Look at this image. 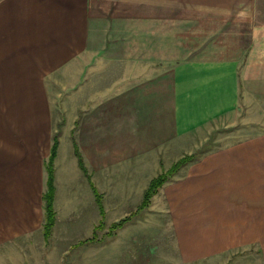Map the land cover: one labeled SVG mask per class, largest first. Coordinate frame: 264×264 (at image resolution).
Wrapping results in <instances>:
<instances>
[{
	"label": "crops",
	"instance_id": "obj_1",
	"mask_svg": "<svg viewBox=\"0 0 264 264\" xmlns=\"http://www.w3.org/2000/svg\"><path fill=\"white\" fill-rule=\"evenodd\" d=\"M245 104H264V0H0V135L28 136L32 165L21 182L0 179V264H62L91 236L96 204L75 147L104 199L133 210L154 176ZM58 119L45 240L29 218L42 211ZM182 177L161 191L177 255L165 263L264 264V132L196 157ZM129 244L105 243V264H129L135 247L144 264L145 242Z\"/></svg>",
	"mask_w": 264,
	"mask_h": 264
},
{
	"label": "rangeland",
	"instance_id": "obj_2",
	"mask_svg": "<svg viewBox=\"0 0 264 264\" xmlns=\"http://www.w3.org/2000/svg\"><path fill=\"white\" fill-rule=\"evenodd\" d=\"M63 92L64 94L69 95L70 97L72 95L70 89L67 91V93H65V91ZM254 108H257L256 112L253 110ZM258 108H260V110H258ZM54 109L56 111L54 112L55 115L60 114L61 109L59 108L58 104L57 106L55 105ZM60 121L61 119H58L56 123H54V129L56 127L54 133H58V130L60 128ZM263 132H264V104H261L259 106L253 104L251 105V107L245 104L241 107L240 112H238L236 121L230 120L224 122L222 121L214 122L212 127H209L208 132L206 131L203 134V136L200 137L201 143L194 147L195 150L192 151L191 153H183V155L191 154L196 158L203 154H206L207 152L213 149H219L234 142L244 141L253 134L256 133L261 134ZM27 140L29 141V137L22 136V134L20 136L19 134L0 135V176H1L0 179H7V180L12 179L14 182H21L20 178L23 176L24 171L28 170L29 168H32V165L29 166L25 165L26 163L25 159L24 157L22 158V156L26 157L27 154L25 152L28 145ZM77 161L80 169L82 170L86 178H88L89 181L91 182L90 175L87 169L85 168L82 157H81V162L83 164L84 170L82 169L79 163L78 157H77ZM183 167L180 168L171 177H169V180H167L162 185V187L159 188L156 194H154L151 197L150 204L148 205V207L144 209H141L139 206L140 203L142 202L144 192L142 198L140 199L139 203L136 205L135 209L130 210L129 209L130 207L128 206H132V205L130 203H127L126 201H123L126 203L123 205V207L118 209V207L121 206L122 201H120V199H113V198L104 199V195L102 196V194L104 193H100L97 189H95L94 191L93 187L95 188V186L94 184L91 185L92 183L91 182L90 185L93 191V196L96 204V214L94 212V215L92 214L90 215V222L92 224L93 223L96 224L92 228L93 230L91 236L81 239L77 245L81 246L83 242H87L88 244L92 245V247L84 248L83 252L85 253L82 257L83 260L77 263L73 262V258L78 253V247L80 246H75V248L74 247L70 248L69 255L66 257V259L64 257L62 264H105L106 258L109 255L106 250L108 249V247L105 246V243L111 240H120V241L122 240L125 241L126 243H130L129 244L130 246L131 244L134 245V239L139 241L143 240L145 242V247L143 248L144 257H146L144 264H166L164 260L165 257L167 258L168 261L170 259L165 254H169L171 259L174 260L177 257V255L174 253L173 248L171 247V243H170L171 232L169 229V225L173 221V216L171 212V203L170 200H167L165 196H163L166 194H162L161 191H164L162 188L167 187L170 182H173L174 185V183L182 180ZM8 169H11L13 173L7 172ZM32 170L35 171L36 170L35 167H33ZM166 170L164 169L161 172H164ZM161 172H159L158 174H160ZM3 185L4 184H0V187H2ZM44 185L45 183L43 184V186ZM96 194L101 198V203L103 208L102 213L100 212L96 200ZM183 203L184 200L182 199L180 201V205H183ZM41 207H42V202H41ZM125 210L127 211L125 212ZM127 217H129V220L123 223L121 227H119L116 230L112 228V225L114 223ZM29 219L35 224H42L43 210L36 211L35 218L31 216ZM34 220L37 221L34 222ZM55 220H56V211H55ZM168 244H170V246H168ZM114 249L115 251H119L116 248ZM133 250L134 248L130 249L131 252H133ZM135 250H136V254L134 258H136V260L132 257L133 259L130 261L129 264H141V262L139 261V259L141 258V254L139 253L140 250L137 251L138 250L137 247H135ZM94 253L95 256L93 258H89L88 255L92 256L94 255ZM161 256H163V258ZM128 257L130 256H127V258ZM121 260L124 261L125 259L122 258ZM107 261L111 262L112 259L108 258ZM53 264H57V263L55 262ZM172 264H177V263H172Z\"/></svg>",
	"mask_w": 264,
	"mask_h": 264
},
{
	"label": "trees",
	"instance_id": "obj_3",
	"mask_svg": "<svg viewBox=\"0 0 264 264\" xmlns=\"http://www.w3.org/2000/svg\"><path fill=\"white\" fill-rule=\"evenodd\" d=\"M59 144V132L54 133L52 136V143L49 151V155L44 161V168L46 171V182H45V189L41 194V200H42V210H43V223H42V229H43V235L44 239L47 240L52 232L53 225L55 223V210L53 207V200H54V159L56 156V151ZM75 149V154L77 155L79 159V163L83 168V164L81 162V156L77 150V147ZM195 156L188 154L183 155L181 158H179L177 161H175L166 171L161 172L156 177L152 178L147 186V188L144 191L142 202L140 203V208L144 209L148 207L150 204L151 197L156 194V192L159 190L162 185L169 180V177H171L173 174H175L180 168H182L185 164H187L189 161L193 160ZM91 183V182H90ZM92 185V183H91ZM94 191L95 188L93 187ZM96 200L100 209V212H103L101 198L96 194ZM129 220V217L119 220L118 222L114 223L112 225L113 229H118L122 226L123 223ZM102 223V222H101Z\"/></svg>",
	"mask_w": 264,
	"mask_h": 264
}]
</instances>
